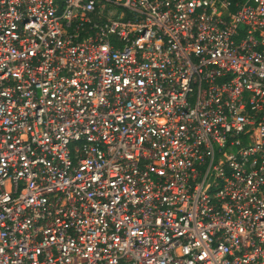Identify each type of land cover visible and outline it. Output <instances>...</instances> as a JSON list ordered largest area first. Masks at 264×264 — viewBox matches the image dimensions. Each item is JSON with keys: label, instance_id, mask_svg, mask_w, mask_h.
<instances>
[{"label": "built area", "instance_id": "built-area-1", "mask_svg": "<svg viewBox=\"0 0 264 264\" xmlns=\"http://www.w3.org/2000/svg\"><path fill=\"white\" fill-rule=\"evenodd\" d=\"M0 264H264V0H0Z\"/></svg>", "mask_w": 264, "mask_h": 264}]
</instances>
